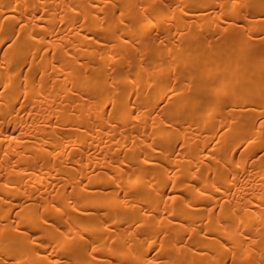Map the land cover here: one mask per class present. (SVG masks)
<instances>
[{"label":"bare ground","instance_id":"6f19581e","mask_svg":"<svg viewBox=\"0 0 264 264\" xmlns=\"http://www.w3.org/2000/svg\"><path fill=\"white\" fill-rule=\"evenodd\" d=\"M0 264H264V0H0Z\"/></svg>","mask_w":264,"mask_h":264}]
</instances>
